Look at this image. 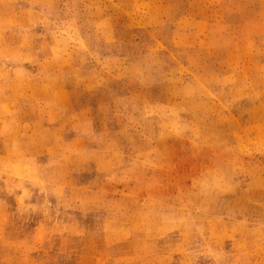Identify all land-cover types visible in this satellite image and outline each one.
<instances>
[{
  "label": "rangeland",
  "instance_id": "1",
  "mask_svg": "<svg viewBox=\"0 0 264 264\" xmlns=\"http://www.w3.org/2000/svg\"><path fill=\"white\" fill-rule=\"evenodd\" d=\"M0 264H264V0H0Z\"/></svg>",
  "mask_w": 264,
  "mask_h": 264
}]
</instances>
